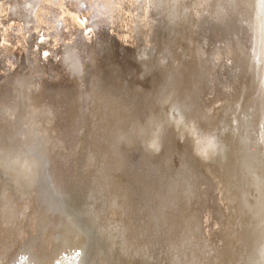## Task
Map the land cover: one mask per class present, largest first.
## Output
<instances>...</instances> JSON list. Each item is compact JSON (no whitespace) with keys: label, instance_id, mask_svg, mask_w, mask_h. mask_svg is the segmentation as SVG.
Here are the masks:
<instances>
[{"label":"bare ground","instance_id":"6f19581e","mask_svg":"<svg viewBox=\"0 0 264 264\" xmlns=\"http://www.w3.org/2000/svg\"><path fill=\"white\" fill-rule=\"evenodd\" d=\"M84 2L0 0V264H111V244L102 254L78 253L92 227L119 222L83 204L95 190L123 218L140 264L168 258L175 244L162 240L173 224L200 254L195 263L189 253L160 264H264V7L110 0L102 12L99 0L86 11ZM37 3L39 21L28 30ZM214 35L221 48L211 51ZM14 40L22 52L12 60ZM154 69L148 88L142 76ZM102 82L108 95L99 94ZM114 101L129 111L123 128L103 123ZM130 123L136 130L127 134ZM179 139L186 153L174 150ZM149 242L152 251L142 247Z\"/></svg>","mask_w":264,"mask_h":264},{"label":"water","instance_id":"95a60500","mask_svg":"<svg viewBox=\"0 0 264 264\" xmlns=\"http://www.w3.org/2000/svg\"><path fill=\"white\" fill-rule=\"evenodd\" d=\"M236 1L237 0H235V2L232 5L235 6ZM252 1L258 7H264V3L263 2L262 3H259V2H261L260 0H252ZM240 2H242V8H243V6H245L244 3L247 5L248 0H240ZM69 3L70 4H73V6H76L75 5V2H73V1H70ZM238 4L239 3H237L236 10H239ZM74 8L76 9L77 7H74ZM160 9L163 11L164 14L166 13L168 15V11H165V9L163 7H161ZM169 11H171V9ZM261 13H264V11H261ZM161 30L165 34V32H164L165 29L162 28ZM166 34H169V33H166ZM215 36L216 35H214V36L211 37L210 42L208 43V45L205 46L206 49H209V50L212 51L213 49L221 48L219 46V44L221 43L220 41L222 40V38L217 36L218 37V39H217V38H215ZM252 40H253V38H252ZM180 42H181V40H180ZM245 43L247 45V42L246 41H245ZM202 44H204V40L202 41ZM130 50H132V47L131 48H128V51H130ZM179 51H180V47L177 46L175 48V54H177ZM122 57H123V54H121L120 58H122ZM113 58H115V57H113ZM124 58H125V56H124ZM261 61H262V62H260V63H262V69L261 70L264 72V59L262 58ZM109 62H110V60H109ZM146 63H148V62H146ZM127 65H128V60L125 59L124 60V68H125V70L127 68ZM132 65H133L134 68L137 69L140 66V63H137V62L134 63V62H132ZM155 70L156 69H154L153 73H151V72L150 73H146V74H144L142 76L143 79H144L145 85L146 86H149L148 88H150L152 86V80L154 78V72H155ZM180 71H183V69L181 68ZM92 72H93V67H92ZM145 75L148 76L147 79L145 78ZM45 83H48L51 89L53 87H56L55 86L56 85L55 83L51 84L50 82H48V80L45 81ZM132 83H133V86H131V87L132 88L135 87V88H133V90H136L137 89L136 88L137 85H139L138 82H137V80H136V78H135L134 81H132ZM102 85H103V82L99 84V90L101 91L99 94L104 93V91H105V89H103V86ZM71 86H72L73 89H75V87L78 86V85H77V83H75V84H70L68 87H71ZM124 88H125L126 94H128V91L131 93L132 88L129 90V88L126 85H125ZM76 90H78V89H76ZM75 94H77L76 91H75ZM86 94H87V97H89V94L88 93H86ZM104 95H108V92L107 93H104ZM73 97L75 98V100L78 101L79 94H77V96H73ZM109 98H112V97H109ZM46 99L47 100L54 99V96L47 93ZM115 99H117V97H115ZM73 100L71 101L72 107H74V109H76V108L78 109V106L77 105H73V102H74ZM104 107H105V109L101 112V116L104 118L103 119V123H105L107 125L111 124V125H113V127L121 126L123 128L124 123L126 121H128V118L130 119V117H128V114H129L128 112L129 111L125 107V105H124L123 102L116 103L114 101V103H112L111 105L110 104H106ZM100 108L101 107H99V110H100ZM257 109H258L257 110V113H256L255 118L253 120V124L255 125L256 128L258 127V122L260 120V115H261V110H259V104L257 105ZM120 110L121 111L124 110V112L123 113H120L119 112ZM98 113H100V112L98 111ZM126 117H128V118H126ZM100 126H101V124H100ZM128 129H130L129 132H128ZM128 129H124L125 131L127 130L126 131L127 134L128 133H134L135 130H136V125L134 123H130L128 125ZM257 130H258V128H257ZM120 133H118L117 135H119ZM126 133H124V135L122 137L119 136L120 138L118 137V139H120V140L121 139H124V137H126L125 135H127ZM71 137H72V134H71V136L69 138L71 139ZM76 140H79V139H77V135H76ZM117 140L114 143V148H116V142H117ZM128 143L129 144H132V141L129 140ZM176 144L178 146H176V147L173 146V148H174V150L177 149L178 152H179V154L186 153V150L187 149H190L189 143L188 142L187 143L186 142H183V140H180L179 139V143H176ZM94 147H95V145H94ZM95 150L100 151V149L97 148V147H95ZM204 181L205 180L203 179V182ZM86 196H89L90 198L87 199L86 202H84L83 204L84 205H88V208H91V209H89L90 212L92 211L93 214H95V213H97V212H99L101 210L100 213L102 214V217H103V220L104 221H107L109 224L111 222H114L113 220H116V221H119V222L118 223H115V227L114 228H112L111 225H108L107 228L101 227L100 225H97L96 227H92L90 229V235H89L90 238H88V236H84V241H83L84 242V245H83V247H81V251L79 250L78 253L79 252H82L84 254V252L87 249V252H89V254H95V255L102 254L103 253V250L101 248L103 246H106V247L107 246H110V245H105V244H111V247H109L110 248L109 249V255L108 256H105V258L106 257L109 258V261H110L111 264H114V263H117V264H129L130 263V260H132V262L134 264H140L142 262V259H144L143 254H142L143 252L137 254L136 252H133L132 251V248H135V245L132 244V241H133V238L134 237H131L130 236V232L128 230V227L126 226V224H123V222H122L123 218H121V220H118L116 218V216L114 214L115 211H116V210H114L115 208H113V210H111V205L109 204V202H107V204H109V206H107V204H106V196L103 195V194H101V192H98L97 190L92 191L90 194H87ZM212 196H213L214 200L216 201V199H215V191H213V188H212ZM73 204H74L75 209L77 211L82 210L81 208L78 207L77 203H73ZM206 207H209V206H206ZM216 209H217V207H216ZM213 212H215V214L218 216L217 210L216 211H213ZM88 217L90 218L89 215H88ZM106 218H108V220ZM200 223H201V218H200ZM201 226H202V224H201ZM175 227L178 228L179 227V224L176 225ZM109 230H111V231H115L116 230V232H113V234H111V233H109ZM178 237L179 238H183L181 236H176L174 234V224H173V231H171L168 234H166L165 236H163L162 243L165 242V244L171 245V240H173V242L175 244V248L170 249L169 254H168V258H165V256L163 258H157L156 257L155 260H156V263L157 264H160V261L161 260H170V261H173L174 262V261H176V256L179 257V254L181 256H183L184 254L187 255L189 253H190V255H192L194 257V259H193L194 263L197 262V259L196 258L200 254L199 253V251H200V245H198V244L197 245H195V244L191 245V243H190L189 240H186L187 242L185 241L184 243L183 242H180ZM87 238H88V240H87ZM151 243L152 242H149L148 244H145L142 247L146 248L147 250H150L149 249V245ZM157 245L159 246L158 243H157ZM159 248L161 249V251H164V248H162V247H159ZM156 249L157 248L155 247L154 250H156ZM150 251H152V250H150ZM171 253H174V255L171 256ZM183 262H184V260H183ZM86 264H93V262L86 263Z\"/></svg>","mask_w":264,"mask_h":264},{"label":"rangeland","instance_id":"374dc122","mask_svg":"<svg viewBox=\"0 0 264 264\" xmlns=\"http://www.w3.org/2000/svg\"><path fill=\"white\" fill-rule=\"evenodd\" d=\"M12 1V0H11ZM89 1L90 0H85V2L83 3V9H84V11H86L87 10V8H88V6H89ZM110 0H99V2H98V6H99V8L101 9V11L102 12H104V11H106V9L108 8L107 7V2H109ZM118 2L119 1H124V0H117ZM22 6L20 7L21 9H23V8H27L26 7V4H21ZM37 8V9H36ZM34 9H35V13H34V15H33V17H34V20H33V22H32V17L30 18V21H29V25L27 24V29L29 30V29H36V24H38V21H39V16H38V12H39V10L41 9V7H40V5H39V7H38V3L35 5V7H34ZM26 10V9H25ZM25 10H21L20 12H19V17H21V21H22V23L20 22V24L22 25H24L25 24V22H24V16H26V15H24L25 14ZM108 10V9H107ZM42 11V10H41ZM83 11V12H84ZM103 15L104 16H106V19H108V17H109V13H107V12H105V13H103ZM14 17H16V15L14 16ZM10 19H12V17L10 18ZM27 20V19H26ZM79 20H85V18L83 17L82 19L80 18ZM5 22V21H4ZM8 21H7V19H6V23H7ZM13 24H12V26H11V29H12V31L13 32H16L17 33V31H18V25L16 24V21L15 22H12ZM18 23V22H17ZM42 37L40 36V39H41ZM21 52H22V46H21V43H19V42H17V40H14L13 41V47L11 48V50H10V54H8V58H10V59H12V60H14V59H16L20 54H21ZM1 74V73H0ZM1 76V75H0ZM33 84L35 85L36 84V82H33ZM208 210L209 209H207L206 210V213H205V218H204V231L205 232H208V230H209V226H210V224H211V219H210V217H209V212H208Z\"/></svg>","mask_w":264,"mask_h":264},{"label":"flooded vegetation","instance_id":"af4514ba","mask_svg":"<svg viewBox=\"0 0 264 264\" xmlns=\"http://www.w3.org/2000/svg\"><path fill=\"white\" fill-rule=\"evenodd\" d=\"M29 10H31V8H29Z\"/></svg>","mask_w":264,"mask_h":264}]
</instances>
